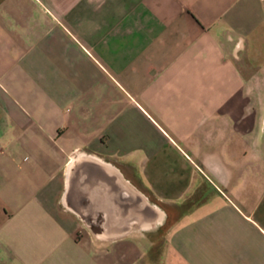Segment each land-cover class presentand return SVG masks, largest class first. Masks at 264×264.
Here are the masks:
<instances>
[{
    "label": "crops",
    "instance_id": "crops-1",
    "mask_svg": "<svg viewBox=\"0 0 264 264\" xmlns=\"http://www.w3.org/2000/svg\"><path fill=\"white\" fill-rule=\"evenodd\" d=\"M0 264H264V0H0Z\"/></svg>",
    "mask_w": 264,
    "mask_h": 264
},
{
    "label": "water",
    "instance_id": "water-1",
    "mask_svg": "<svg viewBox=\"0 0 264 264\" xmlns=\"http://www.w3.org/2000/svg\"><path fill=\"white\" fill-rule=\"evenodd\" d=\"M81 165H89V166H94V167H101V168H109V166L99 162L98 160H95V159H92L90 157H78V158H75L72 163L70 164V168H69V174L71 172H73V170ZM68 195H69V192H68V186H67V189H66V192L63 196V200L65 202V204H67V201H68ZM140 208H141V214L143 213H146L147 210H151L153 212H155V216H156V221H155V225L157 224H160L161 221H162V214L161 212L155 208V207H152L150 206L149 204H147V202L145 201V199L140 196ZM147 226L144 224V222L141 220V229H145Z\"/></svg>",
    "mask_w": 264,
    "mask_h": 264
}]
</instances>
